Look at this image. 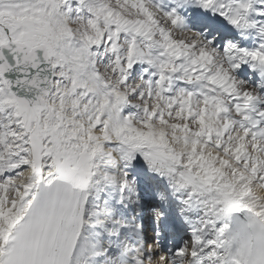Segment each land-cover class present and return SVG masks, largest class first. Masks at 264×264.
Wrapping results in <instances>:
<instances>
[{
	"label": "snow or ice",
	"instance_id": "1",
	"mask_svg": "<svg viewBox=\"0 0 264 264\" xmlns=\"http://www.w3.org/2000/svg\"><path fill=\"white\" fill-rule=\"evenodd\" d=\"M0 264H264V0H0Z\"/></svg>",
	"mask_w": 264,
	"mask_h": 264
}]
</instances>
